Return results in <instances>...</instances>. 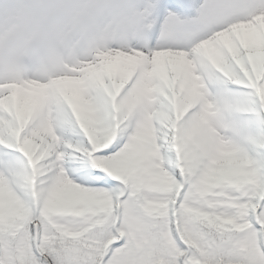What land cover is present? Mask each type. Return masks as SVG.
Returning a JSON list of instances; mask_svg holds the SVG:
<instances>
[{
  "label": "snow or ice",
  "instance_id": "snow-or-ice-1",
  "mask_svg": "<svg viewBox=\"0 0 264 264\" xmlns=\"http://www.w3.org/2000/svg\"><path fill=\"white\" fill-rule=\"evenodd\" d=\"M0 264H264V0H0Z\"/></svg>",
  "mask_w": 264,
  "mask_h": 264
}]
</instances>
